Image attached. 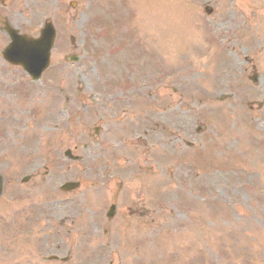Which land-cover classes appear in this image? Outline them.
<instances>
[{
	"label": "rangeland",
	"instance_id": "374dc122",
	"mask_svg": "<svg viewBox=\"0 0 264 264\" xmlns=\"http://www.w3.org/2000/svg\"><path fill=\"white\" fill-rule=\"evenodd\" d=\"M75 1L0 5V26L57 28L41 80L0 64V264H264V0ZM196 122L200 152L164 137ZM132 183L122 209L157 214L109 226Z\"/></svg>",
	"mask_w": 264,
	"mask_h": 264
},
{
	"label": "water",
	"instance_id": "95a60500",
	"mask_svg": "<svg viewBox=\"0 0 264 264\" xmlns=\"http://www.w3.org/2000/svg\"><path fill=\"white\" fill-rule=\"evenodd\" d=\"M53 27H52V24L51 23H48L47 24V27L43 30V35L38 37V38H27L26 36L22 39L20 38L19 36H16L15 35V45H17V43L20 42L19 44V48H23V49H26L24 50L25 52L27 51H31L29 48L30 45L34 46L35 48V53L37 54V56L39 57V59L42 60V62H39V64H41L39 66V69H38V72L40 73V71L46 67V65L48 64V54L50 53V48H51V45L53 43V39H54V36L52 34V31H53ZM13 46V47H14ZM43 49V50H42ZM45 52V57H44V52ZM44 57V58H43ZM28 61L24 59V66L26 67V69L32 71L33 70V67L34 65L33 64H30V63H27ZM34 72V71H33ZM36 75H39V74H36ZM71 186L73 184H70Z\"/></svg>",
	"mask_w": 264,
	"mask_h": 264
}]
</instances>
